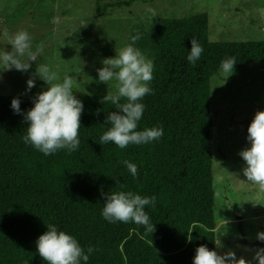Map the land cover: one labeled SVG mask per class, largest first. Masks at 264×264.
I'll list each match as a JSON object with an SVG mask.
<instances>
[{
  "label": "trees",
  "instance_id": "1",
  "mask_svg": "<svg viewBox=\"0 0 264 264\" xmlns=\"http://www.w3.org/2000/svg\"><path fill=\"white\" fill-rule=\"evenodd\" d=\"M137 32L134 47L154 65L152 93L139 101L145 110L137 130L162 127L159 140L124 149L101 145L110 128L107 116L119 110L102 103L108 93L74 94L84 105L80 145L45 155L23 140V113L38 93L0 94V264H47L36 245L47 225L72 235L85 253L97 249L87 264H193L200 245L216 251L210 78L228 57L236 58L235 66L264 65V40L211 41L202 12L137 22L129 43ZM192 39L204 49L195 65L187 59ZM17 97L22 114L11 107ZM125 160L136 164L137 177ZM111 191L155 196V205L145 206L154 233L105 220L101 193Z\"/></svg>",
  "mask_w": 264,
  "mask_h": 264
},
{
  "label": "rangeland",
  "instance_id": "2",
  "mask_svg": "<svg viewBox=\"0 0 264 264\" xmlns=\"http://www.w3.org/2000/svg\"><path fill=\"white\" fill-rule=\"evenodd\" d=\"M119 1L127 0H0V50L11 51L9 37L21 30L32 37L33 50L44 46L27 72L0 64V94L47 90L39 77L27 90L38 63L56 72L58 82L73 77L74 94H114L116 81L99 82L97 69L129 44L133 24L151 19L149 7L162 17L207 13L211 41L264 40V0H135L121 6ZM210 91L216 251H234L237 259L258 264L253 257L264 248L257 239L264 232V191L243 175L246 162L239 153L251 146L247 129L264 110V65L235 66L228 79L219 70L210 78Z\"/></svg>",
  "mask_w": 264,
  "mask_h": 264
},
{
  "label": "clouds",
  "instance_id": "3",
  "mask_svg": "<svg viewBox=\"0 0 264 264\" xmlns=\"http://www.w3.org/2000/svg\"><path fill=\"white\" fill-rule=\"evenodd\" d=\"M151 18L157 16L155 9L146 10ZM141 39L137 32L131 37V43L119 50L116 49L114 58H105L104 65L97 69L99 82L106 83L115 80L116 92H108L102 98V103L110 102L119 111L111 112L105 121L110 128L101 136L100 144L114 143L121 149L131 145L148 144L159 140L163 136V128H148L137 130L145 105L141 101L147 94L152 93L149 87L153 79V62L147 59L137 47L136 42ZM8 44L11 51L0 50V64L5 70L27 72L32 67V62L37 61L43 51V44L33 50L32 37L27 31H19L9 37ZM203 47L196 40H191V50L188 61L195 65L200 59ZM235 57H228L220 64L221 73L228 79L235 74ZM36 77L47 85L48 89L33 98L34 106L24 115L28 124L27 133L23 140L34 146L45 155L66 149L69 153L78 149L80 145L79 130L84 105L73 91L74 79L65 76L58 82V75L47 64H37L35 73L27 81V90L35 87ZM2 79V77H0ZM126 102L121 103V100ZM20 99L14 98L11 107L16 114H22ZM247 140L250 147L242 150L239 155L246 162L243 175L247 181L259 186L264 191V110H258L247 129ZM133 177L138 176L137 166L127 160L123 161ZM119 181L117 180V184ZM123 187V186H121ZM106 198L102 210L105 220L115 223H135L145 228L146 233H154L155 226L150 223V217L145 212V206L155 205L156 197H142L132 191H118L101 193ZM47 232L40 235L36 241L39 256L47 264H87L90 254L97 249L88 247L87 253L72 235L59 231L55 225H47ZM190 239V238H189ZM257 239L264 241V232L257 234ZM253 260L264 264V248L255 252ZM193 264H252L251 261L241 257L237 259L234 251L223 255L215 250H210L206 245L196 249Z\"/></svg>",
  "mask_w": 264,
  "mask_h": 264
},
{
  "label": "water",
  "instance_id": "4",
  "mask_svg": "<svg viewBox=\"0 0 264 264\" xmlns=\"http://www.w3.org/2000/svg\"><path fill=\"white\" fill-rule=\"evenodd\" d=\"M240 217H238V219H239Z\"/></svg>",
  "mask_w": 264,
  "mask_h": 264
}]
</instances>
